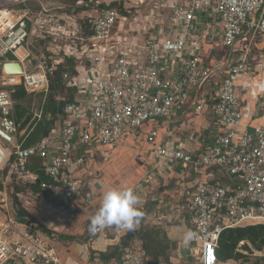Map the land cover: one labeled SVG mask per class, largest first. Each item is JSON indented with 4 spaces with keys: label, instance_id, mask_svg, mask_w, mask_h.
<instances>
[{
    "label": "built area",
    "instance_id": "2783aa9c",
    "mask_svg": "<svg viewBox=\"0 0 264 264\" xmlns=\"http://www.w3.org/2000/svg\"><path fill=\"white\" fill-rule=\"evenodd\" d=\"M94 4L99 6L97 1ZM53 10L34 13L28 8L0 9V84L9 87L0 90V147L5 154L3 164L18 185L30 186L37 181V175L28 170L32 158L44 161L48 181L39 183L41 190L64 203L82 200L90 208L89 226L97 208L93 194L75 176L89 161L77 152V136L88 146L94 141L112 146L126 129H138L147 122L172 119L182 113L208 75L200 58V40L216 34L205 31V25L209 29L219 27L221 45L226 48L247 25L253 37H264V0H157L144 14L131 20V26L144 27L138 42L129 37L131 28L122 40L112 41L117 12L100 10L86 18L91 40L97 43L82 55L88 66L86 78L71 77L61 55L43 53L38 54L35 65L27 56L21 60V75H4L3 64L17 61L8 60L9 56L16 57L30 37L45 34V26L54 23L49 15ZM210 16L212 23L205 22L204 17ZM55 20L70 22L71 18ZM65 41L72 45L79 42L71 38ZM248 56V51H242L217 86L212 110L216 121L206 135L208 151L201 155L183 148L166 151L168 160L196 173L219 167L240 179L236 186L199 183L186 205L196 228L194 242L200 247V264L217 263L216 251L225 230L264 227V126L237 138L241 114L234 95L235 82L239 75L248 74ZM59 71L61 81L77 90L75 101L65 105L55 139L45 137L24 148L13 114L14 86L22 85L27 92L47 93ZM83 92L90 94L91 104H86ZM194 98V109L201 112L207 99L202 93ZM155 138L156 132L152 131L148 139L152 142ZM7 184L3 182L4 187ZM0 208L7 214L0 224V264H59L49 236L35 223L17 217L7 193L0 197ZM120 264L166 263L149 261L145 251L135 247L121 252Z\"/></svg>",
    "mask_w": 264,
    "mask_h": 264
},
{
    "label": "crops",
    "instance_id": "0c3cea01",
    "mask_svg": "<svg viewBox=\"0 0 264 264\" xmlns=\"http://www.w3.org/2000/svg\"><path fill=\"white\" fill-rule=\"evenodd\" d=\"M95 1L99 2V6H95ZM155 1L157 0H25L23 4L21 0H15L10 4L18 6L19 11L28 8L34 13H39L43 9H54L49 12L54 23L45 26V34L35 33L30 37L24 48L13 57L22 65L21 60L27 56L35 65L39 53L47 56L58 54L62 56L70 76L82 80L86 78L88 70L82 59L83 52L97 45L91 40V34L86 26L87 16L100 10H116L117 21L114 26L116 31L113 29L112 41L122 40L126 36L125 32L134 27L129 37L138 42L142 40L139 35L144 27L141 24L131 26V20L144 14ZM0 9L9 8L2 6ZM56 17L71 18V21H56ZM204 19L205 22L213 21L211 16ZM204 30H212L216 35L203 36L200 40L201 62L207 74L213 71L198 88L207 99L201 112L194 109L197 98L191 97V103L175 118L153 120L138 129H126L120 140L112 146H105L97 141L88 146L77 136V152L87 156L89 161L75 172V176L82 181L85 190L93 194L94 206L97 209L106 190L132 188L138 195L139 207L144 212V217L135 231L113 227L105 229L99 235H89L87 228L90 208L82 200L64 203L58 198H52L46 191L41 190L40 186L37 193L33 190L40 182L48 181L44 174L45 162L42 160L39 168L33 165V160L29 162L30 172L37 175L35 183L26 186L13 181V185L10 186L8 182L3 192L0 191V197L7 193L12 209L19 219L35 223L49 236L59 264H120L121 252L135 247L143 249L148 259L147 252L142 246V235L145 234L143 230L150 235L146 246L154 250L150 255L152 260L148 259L149 261L200 264L199 245L195 244L194 240L187 245L182 243L185 232L191 230L196 233L192 213L186 205L199 183L236 186L240 185V179L219 167L196 173L190 167L168 160L166 151L183 148L193 155H201L208 151L210 142L206 135L216 121L212 110L216 101L217 86L230 64L242 51H248L249 54L248 74L239 75L235 82L234 95L239 102L241 114L237 138L244 132H251L256 127L264 126V37H253L250 25L245 26L234 43L230 63L227 64L229 49L224 52L225 58L219 57L220 51L224 50L219 27L209 29V26L205 25ZM67 38L77 39L79 42L72 45L65 41ZM55 82L56 80L51 83L54 89L48 90L47 93H32L25 90L28 95L22 102V107L32 115L30 123L43 118L54 121L46 136L53 139L59 134L60 119L64 114L52 116L49 111L46 112L48 98L51 97L53 102L58 104L68 102L69 99H72L71 102L75 101L77 96L74 87L62 81L55 85ZM0 87L9 88L1 84ZM81 96L87 99L86 104L92 103L88 92H83ZM27 127L28 125L21 130L23 140ZM152 131L156 132V138L150 142L148 138ZM54 145L58 146V141H55ZM5 167L3 164L0 171ZM0 215L1 224L6 220V211L0 208ZM227 230H232V233H224L222 240H219L216 264H264V227L239 226ZM242 234L245 237L235 248L233 250L229 248L232 244L230 238ZM254 235L258 236L255 240L252 238ZM163 248L165 251L161 254ZM156 250L161 251L157 253Z\"/></svg>",
    "mask_w": 264,
    "mask_h": 264
},
{
    "label": "trees",
    "instance_id": "16d2710c",
    "mask_svg": "<svg viewBox=\"0 0 264 264\" xmlns=\"http://www.w3.org/2000/svg\"><path fill=\"white\" fill-rule=\"evenodd\" d=\"M8 60H10V61L11 60H15V58L13 56H9ZM60 80H61V75H60V71H59L57 73V76H56L55 85L60 84L61 83ZM52 87H53V85L50 84L49 91L50 90L52 91L54 89ZM14 89H15V91L12 94V100H13V103H14L13 110H14L16 122L19 124V130L21 131L22 129H24L28 125L26 133L23 136L24 140H23V144H22V146L24 148H26V147H29V146H32V145H35V144L39 143L44 137L48 136L54 121L52 119L46 120L45 118H43L40 121H37V122H33L32 121L30 123V121L32 119V115L28 114L27 111L22 107V102L24 100H26L28 94L24 90L22 85H17V86L14 87ZM201 93H202V90H200V89L198 90V88H197L192 97H194L196 95L200 96ZM71 100L72 99H69L68 102H59L58 104H55L53 102L52 98L49 97L47 102H46L48 107H46L45 111L46 112L49 111V113H51L52 116H54L55 114H63V112H64L63 109H64L65 105L67 103L71 102ZM32 160H33V165L34 166H37L38 168L41 166V163H42L41 159L32 158L31 161ZM29 166H30V164L28 165V170H29ZM10 176L11 175H10L9 167L6 166L2 171H0V191L4 190L3 182H10V186L13 185V180H12V178H10ZM213 184H215V183H213ZM10 186H8V187H10ZM38 187H39V185L37 184V186H35L33 188L35 193L38 192V190H39ZM18 190L21 191L22 189H18ZM47 194H49V193L47 192ZM19 215H21V214H18V216ZM142 228H141V230H142ZM148 231L150 232V230H148ZM143 232L145 234L142 235V233H141V235L143 236L142 237V239H143L142 246H144L143 248H145V250L147 252L148 259L152 260V258H150V255H152L154 253V250L148 248L146 246V244H145L148 240H150V235L146 234L147 232L145 230H143ZM255 232L258 233L257 231H255ZM224 233L231 234L232 230H225L221 234L220 240H222V237H224ZM261 234H262V231H261ZM244 237L245 236L242 234V235H237L233 239L230 238L232 244H231V247H229V248H231L233 250L235 248V246L237 245V243L239 241H241V239H243ZM252 238H253V240H255V239L258 238V236L254 235ZM160 251L161 250H156L157 253H159ZM164 251H165V248H163V250L160 253L164 254ZM216 254H217V251H216Z\"/></svg>",
    "mask_w": 264,
    "mask_h": 264
},
{
    "label": "clouds",
    "instance_id": "9594fccd",
    "mask_svg": "<svg viewBox=\"0 0 264 264\" xmlns=\"http://www.w3.org/2000/svg\"><path fill=\"white\" fill-rule=\"evenodd\" d=\"M139 205L140 199L132 188L106 190L97 211L90 217L89 234L94 236L112 227L135 231L144 217ZM195 237L196 233L189 230L184 233L182 243L187 245Z\"/></svg>",
    "mask_w": 264,
    "mask_h": 264
},
{
    "label": "water",
    "instance_id": "95a60500",
    "mask_svg": "<svg viewBox=\"0 0 264 264\" xmlns=\"http://www.w3.org/2000/svg\"><path fill=\"white\" fill-rule=\"evenodd\" d=\"M238 40V38L234 41V43ZM234 43L228 48L229 49V56H228V60H227V64L230 63V59H231V51L233 49ZM222 67V66H219ZM2 72L4 75H8V76H19L23 73L22 67L20 65V63L18 61H14V62H7L5 64H3L2 66ZM213 71H210L207 75V77L202 80V82L200 83V85L207 79L209 78V76L212 74ZM191 103V102H190ZM189 103V104H190ZM5 159V154L2 150V148L0 147V166L3 164Z\"/></svg>",
    "mask_w": 264,
    "mask_h": 264
},
{
    "label": "rangeland",
    "instance_id": "374dc122",
    "mask_svg": "<svg viewBox=\"0 0 264 264\" xmlns=\"http://www.w3.org/2000/svg\"><path fill=\"white\" fill-rule=\"evenodd\" d=\"M15 0H0V8L2 7V6H4V7H6V8H9V9H14L13 11H19L18 9H20V8H18V6H14V5H11L10 3L11 2H14ZM55 1V0H54ZM60 1H64V0H60ZM131 30H134V27L133 28H131ZM114 31H116V29H114ZM224 48V50H222V51H220L221 53H220V55H219V57H221V58H225V56H226V53H224V52H226L227 51V49L228 48H226V47H223ZM0 90H2L1 89V87H0ZM3 166V165H2ZM1 167V166H0ZM1 216V215H0Z\"/></svg>",
    "mask_w": 264,
    "mask_h": 264
},
{
    "label": "bare ground",
    "instance_id": "6f19581e",
    "mask_svg": "<svg viewBox=\"0 0 264 264\" xmlns=\"http://www.w3.org/2000/svg\"><path fill=\"white\" fill-rule=\"evenodd\" d=\"M17 54H18V52H17Z\"/></svg>",
    "mask_w": 264,
    "mask_h": 264
}]
</instances>
